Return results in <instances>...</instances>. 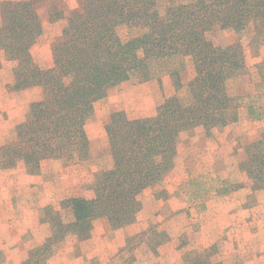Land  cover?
I'll return each instance as SVG.
<instances>
[{"label": "trees", "instance_id": "1", "mask_svg": "<svg viewBox=\"0 0 264 264\" xmlns=\"http://www.w3.org/2000/svg\"><path fill=\"white\" fill-rule=\"evenodd\" d=\"M44 3L0 4V51L16 63L11 89H44V99L32 105L17 127L16 140L0 148V170L23 164L29 175H38L47 158L84 160L89 151L85 126L95 103L132 78L148 82L169 75L175 94L153 117L130 119L124 111L111 115L106 130L114 168L92 185L91 196L68 198L59 210L45 209L43 223L50 234L21 264H47L55 245L70 236L90 239L98 219H107L113 230L134 224L142 211L140 195L175 167L182 134L197 128L212 133L236 123L232 84L247 69L246 33L255 38L264 22V0H182L167 5L160 0H81L70 15L52 5L50 22L65 25L52 47L53 67L43 69L32 49L43 34L39 9ZM123 29L139 34L123 38ZM219 30L234 33L236 40L222 45L210 37ZM188 60L195 77L185 84ZM258 67L264 77V63ZM185 88L188 96L182 97ZM240 169L254 192L264 191V135L245 148ZM156 245L149 246L155 250ZM212 255V248L204 250L190 264H223Z\"/></svg>", "mask_w": 264, "mask_h": 264}, {"label": "rangeland", "instance_id": "2", "mask_svg": "<svg viewBox=\"0 0 264 264\" xmlns=\"http://www.w3.org/2000/svg\"><path fill=\"white\" fill-rule=\"evenodd\" d=\"M3 1L0 0V4ZM180 1L160 0V3L167 5ZM47 9H42L44 21H48ZM48 27L47 34L53 35L55 31L52 28L48 31ZM120 34L128 38L139 34V31L123 29ZM210 37L224 46L236 40L234 33L222 30L212 33ZM246 39L247 69L232 84V92L237 97L238 121L225 128H217L212 133L197 128L181 135L173 173L175 180L170 181L172 169L161 183L148 189L140 198L142 215L152 217L150 227L127 238L123 248H118L116 236L109 235L106 244L109 247L106 246L103 252L108 249L110 256L92 255L88 250L83 255L81 249H74L78 241L70 236L55 245L47 264H101L102 261L107 264H134L135 261L153 264L155 260L161 264L166 259L162 255L163 247L169 242L168 256L172 249V252H177L171 264H190L195 255L209 248L213 249L212 259L215 262L264 264V191L254 192L251 180L240 169V163L245 159V148L264 135V77L259 74L258 67L264 63V22L258 25L255 38L248 31ZM187 70L185 84L195 77L190 60L187 61ZM160 75L166 76L163 73ZM157 79L140 83L137 78H132L117 93H123L133 109V103L143 100L145 95H153L154 90L158 93L161 91L164 96L169 94L173 88L171 78L163 82ZM185 89L182 97L188 96ZM145 113L149 114V110L141 111L137 117ZM3 171L0 170V175ZM171 189L175 191L173 194H170ZM89 196L91 192L83 197ZM60 204L39 209L41 219L37 236H23L25 234L21 233L17 237L18 244L30 242L18 252V257H24L18 259L19 264L28 258L30 250L40 246L37 245L39 240L50 234L48 225L43 223L45 209L50 206L59 210ZM12 241H5L0 236V264H14L17 261L16 253L12 251L16 245ZM149 245H156V249L152 250Z\"/></svg>", "mask_w": 264, "mask_h": 264}, {"label": "crops", "instance_id": "3", "mask_svg": "<svg viewBox=\"0 0 264 264\" xmlns=\"http://www.w3.org/2000/svg\"><path fill=\"white\" fill-rule=\"evenodd\" d=\"M80 1L45 0L43 7L39 9V15L43 23V34L33 47L32 55L41 68L50 69L53 67L52 47L65 25V21L50 22V7L57 5L59 10L66 15H70L78 10ZM44 8H48V21L42 19V9ZM46 27L49 28L48 31L52 28L55 33L53 35L47 34ZM46 36L50 38L45 39L47 38ZM40 50L41 53L39 55ZM15 67L16 63L6 60L4 53L0 51V148L16 140L17 127L26 121L32 105L44 99V89L41 86L28 87L22 90L11 89V85L14 83L13 72ZM168 77L170 78L169 75H162L157 80L163 82ZM126 82L112 88L105 98L95 103L93 116L85 126L89 141V151L84 160L47 158L41 161V171L38 175H29L23 164H19L15 169L5 170L1 173L0 236L5 241L13 240L12 242L16 245V248L12 250L16 253L15 259H17L14 264H19L20 261L18 259L24 258L17 255L20 250L24 249L23 245L26 248L30 244V242L25 244L20 242L18 244L17 237L21 233L25 234L23 236H37L41 219L40 208H44L47 205H59L68 198L83 197L85 193L90 192L92 185L103 173L114 168L109 135L106 130V125L109 123L111 115L116 111H124L130 119L153 117L156 115L158 107L167 98L175 94L174 86L169 90V94L167 93L165 96L161 91L158 93L154 90L153 95H145L143 100L133 103L132 105H135V108L132 109L125 95L117 93V90L124 86ZM145 110H149V114L145 113L142 116L140 115V118L137 117L138 113ZM174 170L175 168H173V171L171 170L170 181H174V178H176V175H173ZM148 189L140 195V198ZM174 192L171 189L170 194ZM169 202L171 203L172 201L170 200ZM142 212L143 210L134 224L118 230H113L105 218L96 220L93 223L94 228L91 238L85 241H78V244L73 246L74 249H81L83 255L91 251L92 255L108 256L109 250L107 249L106 252H103V249L106 246L109 247V245H106L109 241V235L117 237L118 248L125 247L127 238L147 230L152 224L150 221L152 217H146L144 213L142 215ZM245 214L247 215V213ZM103 235L105 236L103 237ZM45 237L39 240L37 245L44 244ZM169 247L170 242L163 247L165 254L162 253V255H165L166 259L161 264H167V261L171 264V260L177 254L175 250L173 251L175 253H173L172 249L170 250L171 254L168 256ZM141 263L134 262V264ZM101 264H107V262L102 261ZM153 264H159V260L153 261Z\"/></svg>", "mask_w": 264, "mask_h": 264}]
</instances>
